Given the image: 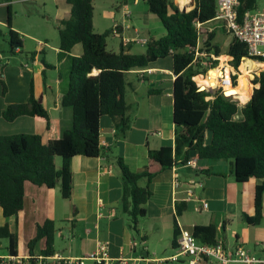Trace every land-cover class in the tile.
<instances>
[{"label":"trees","instance_id":"1","mask_svg":"<svg viewBox=\"0 0 264 264\" xmlns=\"http://www.w3.org/2000/svg\"><path fill=\"white\" fill-rule=\"evenodd\" d=\"M70 6L69 13L57 27L60 54L66 55L71 49L81 44L82 55L71 57L68 87L62 97V106L72 111V124L56 137L52 121L42 97L34 92L30 83L29 97L26 102L7 105L2 117L6 122H14L22 116H30L37 122L47 124L50 135L47 142L39 134L0 135V207L3 216L10 221L0 227V240L8 239L10 253L20 256L21 250L13 225L22 223L24 212V185L30 182L36 186L53 189L60 186L61 195L69 199L72 190L71 163L75 156L82 155L96 158L104 154L100 142V120L110 117L119 137L129 129L125 117L127 103L125 90L126 73L133 69L148 67L151 63L169 56L173 59V123L175 126L176 146L160 147L149 151L145 169L133 172L120 156L114 158L121 180L120 209L127 216L128 227L140 242L146 240L139 228L140 219L147 215L146 205L151 198V183L160 173L171 170L176 159L182 157L180 164H187L191 157L198 160L230 161L233 175L238 183H251L264 180V71L257 76L250 75L253 85L250 87V99L240 106L222 91L212 94L207 89L201 90L193 77L205 74L194 68V50L198 46L199 34L196 23L204 24L215 18L217 0H194L195 7L190 11L180 10L174 0H146L149 12L157 17L165 29V35L148 41L144 54L119 53L107 49V39L112 31L96 33L93 25V0H65ZM256 9V0H240L238 13ZM8 26L11 27V10L8 6ZM215 33L208 35L203 43V50L208 55L221 56V50L212 44ZM9 45L22 48L19 33L9 28ZM122 45V44H121ZM32 57L36 53L30 54ZM227 55L229 64L234 67L231 74L233 87L237 82L242 59L248 57L246 44L233 37ZM264 62V56L252 58ZM42 63L48 67L44 61ZM215 64L218 60L214 61ZM259 66L260 63H259ZM215 66H212L214 68ZM99 71L97 75H91ZM2 95L7 93V86L2 80ZM252 93V95H251ZM213 98L207 100V97ZM55 157L61 158L59 168ZM264 182L256 186L254 207L251 213L243 214V220L253 226H259L263 219ZM186 208V204L176 206L174 217V236L172 246L177 247L180 235L177 218ZM13 225H12V223ZM55 223L46 220L37 226L35 236L29 241L30 255L41 241L45 249L41 256L54 255ZM192 233L202 243L216 244L225 242L219 236L218 226L195 225ZM27 264H37L31 257Z\"/></svg>","mask_w":264,"mask_h":264},{"label":"crops","instance_id":"2","mask_svg":"<svg viewBox=\"0 0 264 264\" xmlns=\"http://www.w3.org/2000/svg\"><path fill=\"white\" fill-rule=\"evenodd\" d=\"M13 0H0V28H6V32L0 29V36L8 43L9 28L19 33L22 40V48L13 49L9 43L11 59L0 53V135L13 134H39L47 142L50 135L47 132L45 122H37L30 116H22L14 122H6L2 117L4 108L13 103L26 102L29 97L30 83L37 97H42L43 104L48 110L52 121H58V126H53L56 137L64 130L69 129L72 124V111L62 106V97L68 87V81L62 84L61 79L49 80L53 70L59 66L40 59L37 55L38 48L33 52L29 47L28 40L37 43L38 47L46 45L36 41L31 35H25L16 27L11 18V27L8 26V6L11 9ZM134 5L140 7L136 12H129L130 18L135 14V22H132L134 37L124 36L123 23L118 25L116 32H121V40L118 50L107 49L114 53L123 50L129 54H144L147 44H126V39H159L165 35V31L157 33L154 37L150 28L139 27L138 20L151 22L153 16L148 9L146 0H134ZM175 4L180 10L190 11L195 7L194 0H187L186 4ZM127 0H125V4ZM143 3V4H142ZM146 5L144 6V4ZM61 20L70 11V6L62 0ZM128 7L125 5L123 15ZM254 11L264 12V0H256ZM128 17V18H129ZM127 18V17H126ZM94 30L95 23L93 22ZM116 24H114L115 26ZM210 26V27H209ZM202 29L206 33L199 39L198 48L200 55H205L203 43L208 35L215 33L212 44L217 45V32L228 33L214 20L204 23ZM96 32V30H95ZM99 33V32H96ZM24 37V36H23ZM233 39L231 35L230 43ZM122 44V45H121ZM135 45L142 46L141 48ZM230 45V44H229ZM145 46V47H144ZM218 46V45H217ZM134 47L136 49H134ZM221 56L227 55L228 48ZM136 50L137 53H133ZM59 51V49H58ZM31 53H36L33 57ZM58 53V52H57ZM81 44L75 45L71 52L62 56V61L70 64L71 57L82 55ZM220 56V57H221ZM220 57L219 58L220 60ZM44 63L48 66L45 67ZM222 61V60H221ZM254 71H264V62H259ZM230 72V70H228ZM99 71L91 75H97ZM250 73V72H249ZM69 77V76H68ZM249 79V77H248ZM7 86V93L2 95V84ZM127 87L125 100L127 112L125 117L129 121V129L124 136L119 137L113 120L103 116L100 120V142L105 149L104 154L96 158H88L82 155L75 156L71 163L72 190L69 199L61 195L60 186L49 189L45 186H36L30 182L24 185V212L22 223L13 225L12 231L17 236L21 255L17 257H39L45 249V242H39L30 255L29 241L35 236L37 226L46 220L55 223L54 254L64 257L78 258L84 256L97 247L98 242L108 241L110 243V264H120L122 259L126 264H166L163 263L176 251L172 246L174 236V217L176 206L186 204L182 215L177 218L179 229L192 231L195 225L207 226L215 224L220 232L227 233L233 226L241 227L242 234L234 233V244H239L254 254H261L260 244L264 242V199L263 219L259 226L247 224L243 220V214L251 213L254 207L256 186L264 180H254L251 183H238L233 175V167L230 161L225 160H198V156L191 157L187 164H180L182 157L176 159V165L171 169L157 175L151 183L152 195L146 205L147 215L139 222L141 235L146 240L140 242L128 227L127 216L120 209L121 180L119 171L115 166L114 158L120 156L124 159L129 169L133 172H141L145 169L149 151L160 147L176 146L175 126L173 123V83L175 75L173 72V59L171 56L159 59L142 69H133L126 73ZM250 85L248 87V99H250ZM259 85H255L258 88ZM253 92V90H252ZM252 95V93H251ZM54 106V115L48 106ZM57 168L61 165L55 157ZM195 180L201 186H195L194 197L208 203V209L199 211L201 203L199 200L184 201L187 197L186 190L189 181ZM180 183L178 189L175 182ZM10 220L3 216L0 207V227ZM223 239V237H221ZM227 242V239L225 240ZM165 248L160 253L159 248ZM12 255L9 249L8 239L0 240V256ZM86 264H95L88 261ZM170 264V263H168ZM174 264V263H173ZM200 264H217L215 262H202ZM241 264V263H234Z\"/></svg>","mask_w":264,"mask_h":264},{"label":"built area","instance_id":"3","mask_svg":"<svg viewBox=\"0 0 264 264\" xmlns=\"http://www.w3.org/2000/svg\"><path fill=\"white\" fill-rule=\"evenodd\" d=\"M239 7L240 0H217V11L213 20L218 22L228 34L232 35L240 42L246 44L248 57H244L242 60H253L252 58H255L257 56H264V12L246 11L242 16H240L238 13ZM130 14L131 13L128 11V9H126L124 16L128 18ZM195 26L200 39V36L206 33V31L202 29L203 24L196 23ZM114 28V32H116L118 24H116ZM125 43L147 44L148 40L136 38L126 39ZM260 48H262V50H260ZM198 51L199 48L197 46V48L194 50L195 59L193 62L195 64L198 62L199 56H201ZM206 56L213 62L218 60L221 63V60H219V58H217L213 54L208 55L206 53ZM225 63L226 66H229L228 61H226ZM211 64L212 62L209 63L210 68L215 69L216 67L212 68ZM226 66H220L221 71L224 72V76L218 78L220 82L218 87H220V89H225L226 87L233 86L231 74L234 72V67L230 66L231 71L229 72V77H227ZM195 77H193L194 81ZM212 98L213 97L210 96L206 99L210 100ZM187 186V197L184 199V201H189L192 199L194 200L195 197L193 189L195 186H201V184L197 183L195 180H191L189 181ZM179 187L180 183L176 181L175 188L178 189ZM195 199L199 200L198 198ZM199 201L201 205L198 210H207L209 207L208 203L204 200ZM260 246L261 254L257 255L239 244L229 245L226 242H218L216 244L202 243L197 240L192 231L181 229L180 235L177 239V247L175 248L176 253L173 256L169 257L167 260H164L163 263L168 264L187 261L188 264H200L202 262H215L217 264H264V242H262ZM109 251L110 243L108 241H100L98 242L97 247L94 251L78 258L64 257L60 254H54L51 256H39L33 258L37 259V264H86L88 261H92L95 264H110ZM30 258L31 257L23 258L14 255L0 256V264H27V261ZM120 264H126V260L122 259L120 261Z\"/></svg>","mask_w":264,"mask_h":264},{"label":"rangeland","instance_id":"4","mask_svg":"<svg viewBox=\"0 0 264 264\" xmlns=\"http://www.w3.org/2000/svg\"><path fill=\"white\" fill-rule=\"evenodd\" d=\"M134 0H127V3L125 4V0H93V6H94V17L93 22L95 23V30L99 33H104L105 31H112L110 36L107 39V42L109 44V49H115V51L118 50V44L119 41L122 39L121 32H114V24H121L123 23L124 27V36H128L130 38L134 37L132 25V22H135V14H132L131 18H126L123 15V7L126 5L128 10L130 12H136L139 10L140 7H136L134 5ZM11 4V18L14 23V25L18 28H20L23 31L22 39H26L25 35H31L36 39V41H41L43 43H46V45H43L42 47H38L37 43L31 40H28V45L30 48L36 50L38 48L37 55L40 56V59H46L48 62L54 64L58 68L56 70H53L52 76H49V80L61 79L62 84L65 86V82L68 81L69 71L71 62L69 65L65 63V61H62V54H60L59 45V35L57 31V27L59 26V19L62 13V8L64 5H62V0H13ZM143 4V3H142ZM146 3L144 4V6ZM151 22L147 23L142 20H138L139 27L143 29L150 28L153 30L152 35L154 37H158L157 33L160 31H165L162 23L160 20L155 17L151 16ZM2 29V32H6V28H0ZM6 38L4 36H0V53L4 54L6 56V59H11L12 56L10 55L9 51V45L4 40ZM231 40L230 34H224L222 31L217 32L216 37V43L218 46L222 47L223 51H226V49L229 47ZM138 48H141L142 46L135 45ZM145 47V46H144ZM134 49H136L134 47ZM262 50V48H260ZM58 52V53H57ZM133 53H137L136 50H133ZM256 61V60H255ZM212 62L211 66H215L217 70H220V66L225 67L226 61L220 63L218 61L217 64H215L213 61L209 60L208 57L205 55H201L198 58V62L194 65L195 69H198L200 67V71H203L206 69V73L203 74L205 78H208V72L209 70H212L210 68L209 63ZM244 62H242L243 64ZM221 64V65H220ZM241 64V65H242ZM240 65V66H241ZM229 66H226V68L229 70ZM231 71V69H230ZM239 73L240 70L238 69ZM254 71V70H253ZM248 73L247 77H250L251 73L253 76H257L261 70H257L255 72ZM222 75L223 72L221 71ZM239 77V76H238ZM241 81H242V73H241ZM238 82V78H237ZM197 84V83H196ZM198 85V84H197ZM241 85V84H240ZM251 87V86H250ZM202 89L203 86H200ZM255 88V85H252V90ZM208 91H210L212 94H215L217 92L222 91L224 94L226 92L224 89H220V87H217L216 89L208 88ZM234 101H237L240 106V102L235 99L234 97L230 96ZM50 112L52 115H54V106H48ZM58 162L60 163L61 158L57 157ZM141 220V219H140ZM264 224V222H263ZM234 233L242 234L241 227L239 226H233L230 230L227 231V233L220 232L219 236L223 237V239H227V242L229 245L234 244L235 235ZM159 252H165V248L160 247ZM173 264V263H170ZM174 264H188L187 261H182L180 263H174Z\"/></svg>","mask_w":264,"mask_h":264},{"label":"bare ground","instance_id":"5","mask_svg":"<svg viewBox=\"0 0 264 264\" xmlns=\"http://www.w3.org/2000/svg\"><path fill=\"white\" fill-rule=\"evenodd\" d=\"M186 1L187 0H178V3H181L182 5H184L186 4ZM227 59L228 57L226 56L220 57V60H222V62L227 61ZM242 62L244 63L239 67L240 73H239V78H238V81L241 84L240 87L239 88H235L233 86L226 87L224 91L226 92L227 96H232L235 99H237L241 105H245L248 99V93H249L248 87H249V82H250V78L248 79L247 75L249 71H253L259 66V62L255 60H251V59H244L242 60ZM241 73H242V81H241ZM226 75L227 77H229V71L227 68H226ZM208 76H209L208 78H205L203 75H199L195 77V81L199 82L200 86H203L202 90H205L208 88L216 89L220 84L218 78H220L221 76H224V72L222 75L220 70L212 69V70H209Z\"/></svg>","mask_w":264,"mask_h":264},{"label":"water","instance_id":"6","mask_svg":"<svg viewBox=\"0 0 264 264\" xmlns=\"http://www.w3.org/2000/svg\"><path fill=\"white\" fill-rule=\"evenodd\" d=\"M250 83L252 84V82H251V80H250ZM253 85V84H252ZM202 90V89H201ZM225 96H227L226 94H225ZM229 97V96H228Z\"/></svg>","mask_w":264,"mask_h":264}]
</instances>
